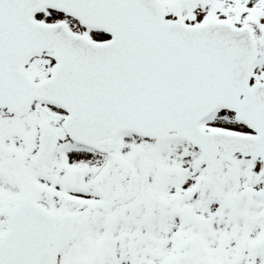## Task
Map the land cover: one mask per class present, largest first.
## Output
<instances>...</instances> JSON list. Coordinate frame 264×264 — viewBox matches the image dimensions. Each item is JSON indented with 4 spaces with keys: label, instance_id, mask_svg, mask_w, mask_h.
<instances>
[{
    "label": "snow or ice",
    "instance_id": "obj_1",
    "mask_svg": "<svg viewBox=\"0 0 264 264\" xmlns=\"http://www.w3.org/2000/svg\"><path fill=\"white\" fill-rule=\"evenodd\" d=\"M0 264H264V0H0Z\"/></svg>",
    "mask_w": 264,
    "mask_h": 264
}]
</instances>
